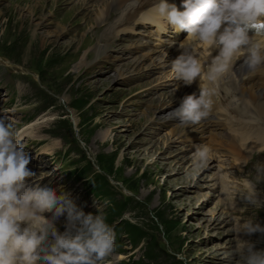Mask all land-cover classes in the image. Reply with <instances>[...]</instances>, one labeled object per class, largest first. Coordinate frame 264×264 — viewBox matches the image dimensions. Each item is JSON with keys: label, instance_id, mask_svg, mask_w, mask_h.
<instances>
[{"label": "rangeland", "instance_id": "1", "mask_svg": "<svg viewBox=\"0 0 264 264\" xmlns=\"http://www.w3.org/2000/svg\"><path fill=\"white\" fill-rule=\"evenodd\" d=\"M28 1L0 0V85L9 87L20 106L21 113L10 118L11 124L12 120L23 124L40 115V123L28 126L24 132L25 151L31 157L27 167L36 174L32 178L35 183L50 186L58 194L66 193L85 213L105 215L108 205L100 196L97 199L85 190V181L71 180L63 171L51 170L59 162L61 151L69 146V155L62 156L67 163L62 169L88 161L93 170L105 177L116 198L127 200L120 218L138 226L143 238L131 246L125 234L118 233L123 253L116 256L114 250L105 264L139 257L145 263L142 249L149 242L161 250L156 263L149 264H169L164 253L173 255L181 264H241L238 257L230 256L237 239L231 231L232 223L237 219H256L264 225V208L251 207L238 195L255 176L256 167L264 165V150L244 161L243 155L232 160L226 153L207 148L209 167L197 169L194 153L202 142L188 145L190 142L176 139L178 133L171 134V129L183 124L163 118L170 114L164 112L166 107L178 100L174 98L177 84L163 86L169 77L163 78L151 65L149 71L142 63L135 65L131 61L133 66L130 65L128 58L132 56L119 54L122 45L117 40L107 56L95 57L92 64L79 67L81 51L90 52L92 39L98 40L103 27L90 20L91 16L86 18V10L77 0H45L35 9V17H47L41 25L45 22L47 28L55 29L60 23L65 27L61 34L49 35L41 47L39 34H31L27 20L20 25L13 10ZM113 13L109 10L110 16ZM78 43L82 50L75 52ZM87 59H93L92 54ZM32 68L40 70L39 86L28 79L27 70ZM144 72V78L131 83L122 77ZM150 82L153 91L161 85L154 94L137 91L127 99L130 92L148 87ZM160 103L164 105L159 106ZM148 104L152 106L147 112ZM159 121L173 127L169 131L167 126L159 129L155 124ZM64 219L62 216L57 223L60 231L64 230ZM245 238L256 242L257 249H264L261 234Z\"/></svg>", "mask_w": 264, "mask_h": 264}, {"label": "clouds", "instance_id": "2", "mask_svg": "<svg viewBox=\"0 0 264 264\" xmlns=\"http://www.w3.org/2000/svg\"><path fill=\"white\" fill-rule=\"evenodd\" d=\"M182 9L166 0L156 6L159 17L167 22L159 25L162 32L168 25L187 32L188 46L181 42L182 51L170 64L176 81L190 86L199 78L216 85L229 75L235 78L233 66L240 57L245 77L264 72V0H182ZM193 43L206 55L198 58ZM215 94V88L201 84L198 94L182 98L174 117L186 127L199 124L209 115ZM23 138L21 131L0 117V264H105L114 251V229L103 215L78 209L66 193L35 183ZM208 158L209 150L198 148L194 165L202 168ZM255 173L238 195L243 203L262 209L264 165L257 166ZM62 216L64 230L60 231L57 223ZM231 231L237 239L230 256L238 257L241 264H264V249L245 238L264 236V225L256 219H237Z\"/></svg>", "mask_w": 264, "mask_h": 264}, {"label": "bare ground", "instance_id": "3", "mask_svg": "<svg viewBox=\"0 0 264 264\" xmlns=\"http://www.w3.org/2000/svg\"><path fill=\"white\" fill-rule=\"evenodd\" d=\"M112 1H115L119 5L115 6V8L119 10V14L110 21L105 11L108 8L112 7ZM43 2H45V0H29L24 5H20L19 8H13L15 15L17 16L18 23L21 25L23 20H27L30 23L29 26H31V34H39L41 47H44L48 42L49 35L61 34L62 30H64L65 28L64 25L60 23H57L55 29L47 28L45 26V22L43 25L40 24V22L44 19L47 20L46 15L42 16L41 14L40 17H35L34 15H36L35 9L41 7ZM52 2L54 1L52 0ZM77 2L83 4L82 8L86 10V18H89V16H91L90 20L93 19L96 22L110 21V24L107 27L108 30L110 29L109 34L113 33L114 26L123 23V17L129 19L133 16L134 10L138 9L141 6V2H138L136 5H134L133 3H128L127 0H77ZM25 10L27 11V14L24 13ZM1 14L2 11H0V15ZM48 20L52 21V19ZM5 22L6 21L4 19L3 23ZM92 40L93 42L91 45H89L88 48L90 52L87 53V51L85 50L81 51L82 54L79 56L78 61L79 67H86L89 64H92L95 57L97 59L101 58L102 56H107L108 49L112 47V45H110L107 40L105 41L107 44L101 43L99 42V40ZM143 43L145 45L149 44L147 41ZM144 49L145 50H143L139 55H134L128 58L130 59V65L133 66V64L135 63V65H140V63H142V65L144 64L143 66L147 68L149 66V62L152 63V65H157L161 61L165 62L166 60H168V58H166L162 54H158L153 48H151V45L150 47L149 45H146ZM80 50H82V47L78 43L75 52H80ZM91 54L93 56V59L88 60L87 57ZM146 59H149L148 63L145 61L143 62V60ZM243 59L244 58L240 57L233 66V70L237 73L235 78L229 75L219 81L216 85H213L206 81H201L200 83L198 78L194 80L193 83L195 87H197V90L195 91L197 94L199 93V86L201 84H204V86L209 89H216V94L211 96L212 105L209 111V115L196 125L188 127H186L185 125H180L179 127L178 125L174 126L171 129V134L178 133V136L181 139L180 141L197 139L198 141L204 143L206 139V135H204V132L206 133V129H208L209 132H212L214 134H221L222 136H224V139H219V143L217 144L218 150H220L221 152H228L231 155H239V153H243L245 151L261 150L264 148L263 72H260L256 75H248L247 77H245L241 73L242 69L240 68L241 64L243 63ZM131 61L133 64L131 63ZM146 70L149 71V67ZM115 73H119V75L122 74L118 71H116ZM163 76V78L166 77V75ZM157 77L160 78L159 76ZM176 88L177 89L174 92V98L178 100L166 107L164 112L170 114L167 117L163 118H170V120H172V118H175L173 115V110L179 106L182 98L188 93L187 91H185L182 82L177 84ZM163 105V103L159 104V106ZM151 106L152 104H148L146 106L147 112L151 108ZM155 106V108L159 107L158 105ZM206 126H208V128H206ZM206 167L208 168L209 166L206 164Z\"/></svg>", "mask_w": 264, "mask_h": 264}, {"label": "trees", "instance_id": "4", "mask_svg": "<svg viewBox=\"0 0 264 264\" xmlns=\"http://www.w3.org/2000/svg\"><path fill=\"white\" fill-rule=\"evenodd\" d=\"M90 168L91 165L88 163V161H86L84 167H82L81 171L77 173V177H83V174L89 171ZM90 178L92 180V191H94V194L106 200L107 203L109 202V204H107L108 208L105 210L104 217L106 222L109 225H112L111 227L114 229L115 236H119L118 233H124L130 243L135 244L144 235V233L139 229L138 226L120 218L122 212L126 209L127 200L116 198L115 193L111 192L109 189V184L103 175L94 172ZM114 221H117L116 225L112 224ZM160 254L161 250L159 251L155 243L149 242V244L145 245L143 251V257H145L147 262L144 263L141 261V259H138L125 264H149V261L156 263V258ZM163 255L165 256V259L168 260L169 264H181L180 261L175 259L173 255L167 253H164Z\"/></svg>", "mask_w": 264, "mask_h": 264}]
</instances>
